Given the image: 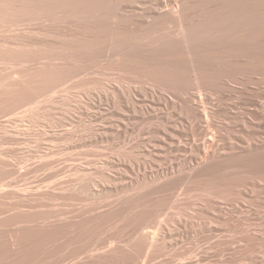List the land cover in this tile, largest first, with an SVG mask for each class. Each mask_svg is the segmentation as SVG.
<instances>
[{"label": "bare ground", "instance_id": "1", "mask_svg": "<svg viewBox=\"0 0 264 264\" xmlns=\"http://www.w3.org/2000/svg\"><path fill=\"white\" fill-rule=\"evenodd\" d=\"M0 215V264H264V0H0Z\"/></svg>", "mask_w": 264, "mask_h": 264}, {"label": "rangeland", "instance_id": "2", "mask_svg": "<svg viewBox=\"0 0 264 264\" xmlns=\"http://www.w3.org/2000/svg\"><path fill=\"white\" fill-rule=\"evenodd\" d=\"M71 91H73V93L74 92H76L75 90H71ZM75 94V93H74ZM82 130V129H81ZM83 131V132H82ZM81 132H79L80 134H85V135H87V133L85 132L86 130H82ZM132 137V138H131ZM135 137V138H134ZM143 138H145V139H147V136L146 135H144V136H142ZM128 138L129 139H127V140H125V142H124V146H132L133 144H136L138 141V143H140V139L138 138V136H136L135 134L133 135V134H131V135H129L128 136ZM130 139H132V140H130ZM126 141H127V143H126ZM130 141H132V142H130ZM134 142V143H133ZM149 143L147 140L144 142V143ZM146 143V144H147ZM129 144V145H128ZM97 149H99L100 151H102L103 153L104 152H109L108 154H114V153H112V151L110 150V149H108L107 147H106V145L104 146V147H99V148H97ZM24 151L22 152V154L25 152V150H26V148H24L23 149ZM114 152V151H113ZM139 154V153H138ZM137 154V155H138ZM136 155V156H137ZM141 155V156H140ZM139 156H137V157H132V158H130L129 159V162L130 163H133L134 161L136 162H140V161H138V160H141V162H143V160L144 161H146V159L148 160V158H147V156H144V155H142V154H140ZM142 156H144V158L142 157ZM18 157V156H17ZM141 157V158H140ZM134 159H137V160H134ZM132 161V162H131ZM134 162V163H135ZM133 163V164H134ZM88 196H90L88 193H86ZM73 200V202H72V204H74V206H72V204H71V202L70 201H72ZM54 201V202H53ZM48 206H45L44 208L45 209H48V208H50L51 210H65L66 212H67V209H68V212H67V214H65V215H73L75 212H77L78 210H79V208L80 209H82V208H86V207H88V206H90L91 205V203H92V199L91 198H89L88 197V199H84V200H74V199H69V200H53ZM64 201V202H63ZM67 201H69V202H67ZM58 202V203H57ZM59 202H60V204L61 203H63V206H62V204L61 205H59ZM66 202V203H65ZM83 202V203H82ZM68 203V204H67ZM81 203V204H80ZM56 204V205H55ZM66 204V206H64ZM75 204L77 205V207H75ZM106 202L104 203L103 202V206H105L106 207ZM81 207H80V206ZM54 206V207H53ZM58 206V207H57ZM71 206V207H70ZM52 207V208H51ZM68 207V208H67ZM105 207H102V208H105ZM59 208V209H58ZM62 208V209H61ZM74 208H76V209H74ZM20 209V210H19ZM29 208H24V207H21V208H12L11 210L12 211H10V209L5 213V214H12V213H16V212H18V211H27ZM71 209V210H70ZM18 210V211H17ZM10 211V212H9ZM71 213V214H70ZM4 214V215H5ZM0 216H2V215H0ZM185 244V243H184ZM187 244V243H186ZM187 245H189V243L187 244Z\"/></svg>", "mask_w": 264, "mask_h": 264}]
</instances>
